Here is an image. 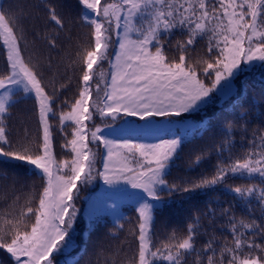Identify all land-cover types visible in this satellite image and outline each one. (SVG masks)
Here are the masks:
<instances>
[{
    "label": "snow or ice",
    "instance_id": "snow-or-ice-1",
    "mask_svg": "<svg viewBox=\"0 0 264 264\" xmlns=\"http://www.w3.org/2000/svg\"><path fill=\"white\" fill-rule=\"evenodd\" d=\"M78 4L76 12L71 0H13L7 6L0 0V47L5 55L0 71V162L7 166L0 168V250L8 264H57L61 254L64 264H79L90 246L96 260L86 264H264V94L234 113L194 159L190 154L189 171L215 154L211 173L167 179L181 159V135L154 143L110 138L117 121H123L117 127L124 131L133 126L125 117L145 121L135 128L149 127L152 117L182 118L218 97H229L237 77L257 62L264 70V0ZM77 17L89 28L83 42L72 31ZM44 68L51 72L47 78ZM74 78L78 95L62 99ZM249 88L247 80L241 81L237 99L246 98ZM28 98L36 102L39 135L24 128L13 138L12 109ZM97 117L100 124L95 123ZM50 118L59 120L65 140L61 147L69 150L70 158H56ZM20 165L28 166V174L41 183L29 185L14 170ZM237 177L259 183H228ZM97 179L106 185L123 181L141 190L135 194L134 222L123 217L136 244L131 255L123 247L126 241L109 251L89 236L82 253L71 256L76 200L81 188ZM25 187L31 190L22 199L19 193ZM218 188L232 199L209 197L189 217L186 234L176 229L163 238L156 234L155 212L167 203L162 193L192 200ZM116 228L122 230L124 224L117 220Z\"/></svg>",
    "mask_w": 264,
    "mask_h": 264
},
{
    "label": "trees",
    "instance_id": "trees-1",
    "mask_svg": "<svg viewBox=\"0 0 264 264\" xmlns=\"http://www.w3.org/2000/svg\"><path fill=\"white\" fill-rule=\"evenodd\" d=\"M3 5L7 6L8 3L13 0H2ZM74 11L79 12L80 5L78 0H71ZM43 17V12L40 13ZM39 26L43 28V19L39 22ZM73 35H78L81 41L87 39L89 28L81 26L79 18L77 17L72 26ZM31 39V37H29ZM43 48V44H40ZM27 55V53H26ZM55 55V53H53ZM5 64L4 49L0 47V71H3ZM105 69L108 65H104ZM45 78L51 75V72L47 69H43ZM261 71L258 64L253 66L251 69L243 74H240L235 81V89H239L241 81L247 80L250 85L246 98L240 100L237 99V93L235 92L229 97L224 98L222 102L219 99H215V102L202 107L194 113L184 114L182 118H187L195 122L193 126H171L168 129L160 130H125L115 131L110 138L120 139L135 137L144 140L148 143L157 142L159 138H171L172 134L181 135L184 137L185 143L183 144V151L181 152V159L176 161L177 166L171 168L170 175L167 179L170 182L176 181L181 176L196 177L201 172L211 173L212 165L216 161V156L213 154L210 159H206L194 170L189 171L187 169L186 161L190 154L194 159V154L203 146L213 133H219L220 128L228 121L231 120L234 113L240 112L243 108H248L253 102L255 97L257 100L264 94V80H261ZM72 74L71 71L68 73ZM78 95V83L74 78L72 86L64 92L62 99L67 97L73 99L74 96ZM95 95V93H94ZM242 105V107H237ZM12 116L9 119V127L11 136L15 138L17 135L22 134L24 128L28 129L30 135H39V122H38V111L36 102L33 98L23 99L16 104L12 109ZM180 118V119H182ZM51 120V118H50ZM54 125V152L56 158L66 159L70 158L69 151H62L60 144L65 143L64 135L59 133L58 125L59 120H51ZM66 132L70 133L71 128L65 129ZM108 134V130L105 131ZM202 137V138H201ZM71 138L70 135L68 137ZM237 140L239 135L236 134ZM239 147V146H238ZM7 167L0 162V168ZM21 176L24 177L28 184L31 185L32 181L36 182V185L41 183L40 179L35 175H29V168L26 165H20L14 169ZM228 183L233 185H239L244 183H259V180L245 181L240 178H231ZM31 190L30 187H25L21 193H19L23 199L24 195ZM141 190H126L125 188H109V187H92L88 188L84 186L81 188L79 198L76 200V206L79 209L78 220L75 224V247L71 252L72 257H77L78 253H82V249L89 242V236L92 241H102L103 246L109 251H113L116 247L121 246V241H126L125 247L128 254L131 255L136 248V244L133 238L129 236V223H127L123 217H130L135 219V206L137 196L136 193H140ZM167 203L163 204L155 212V223L154 229L157 235L163 238V234L166 231L176 229L181 233L186 234L185 229L189 222V217L195 211L196 207L203 208L205 202L209 197H219L221 201H229L232 199L230 195H226L222 191L217 189L216 192H209L208 194L200 193L196 195L192 200L186 199L184 196L179 194H173L172 197H168V194L162 193ZM86 196V197H85ZM85 197V198H84ZM222 206H227L223 204ZM4 207V202L0 201V208ZM120 220L124 224L122 230L116 228V221ZM206 223V221H204ZM110 232L114 235L109 234ZM219 234V233H218ZM226 234V233H225ZM91 246L89 247V254L79 256V264H86V261L91 259L93 262L96 260L95 255L91 254ZM103 259V258H101ZM0 260H3L5 264H8L7 255L0 250ZM65 257L63 254L56 257L57 264H64Z\"/></svg>",
    "mask_w": 264,
    "mask_h": 264
},
{
    "label": "rangeland",
    "instance_id": "rangeland-1",
    "mask_svg": "<svg viewBox=\"0 0 264 264\" xmlns=\"http://www.w3.org/2000/svg\"><path fill=\"white\" fill-rule=\"evenodd\" d=\"M257 64H259V62H257ZM103 67H105V66H103ZM235 90L236 89L234 87V92H235ZM93 96L95 98V95L94 94H93ZM217 99H219V102H222V100H224V98L221 99L219 97ZM125 119L128 120V121H131L132 122V125H133L132 127L128 128L126 130H137V131L138 130H145V131H149V130H160V129H168V128H171V126H176V125L183 127L184 125L185 126L186 125L187 126H193L195 124V122H192V120L187 119V118H182V121L183 122H179V121H181V119L180 118H177V117H152L151 118L152 124L149 127H146V128H135V125L144 124L145 121L139 120L138 117H125ZM170 121H172V122L170 123ZM95 123L96 124H100L101 123V121H100V119L98 117L95 119ZM122 123H123V121H117V125H120ZM117 125H114L113 126L114 128H116L115 131H124V130L119 129V127H117ZM91 126L92 125L89 124V127H91ZM105 131H107V130H105ZM61 145L62 144H60V149L62 151H69L68 149H63L61 147ZM93 147H97V146H93ZM99 147H102V146H99ZM98 167H102V166L101 165H98ZM97 186L98 187L99 186H101V187H109V188H114V189L125 188L126 190H129V189L139 190V189H133L130 184H126L123 181H121L117 185H106L102 179H97L92 184L88 185V188L97 187Z\"/></svg>",
    "mask_w": 264,
    "mask_h": 264
}]
</instances>
